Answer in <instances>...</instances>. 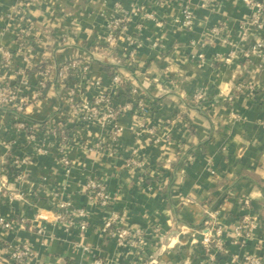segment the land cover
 Wrapping results in <instances>:
<instances>
[{
  "label": "crops",
  "instance_id": "0c3cea01",
  "mask_svg": "<svg viewBox=\"0 0 264 264\" xmlns=\"http://www.w3.org/2000/svg\"><path fill=\"white\" fill-rule=\"evenodd\" d=\"M24 2L0 0V49L14 55L10 68L0 56V91L19 82V70L45 68L20 85L17 95L27 100L23 113L0 107V179L9 172L8 187L15 194L0 197V216L17 222L13 230L0 229V264H11V249L23 245L32 250L29 264H149L103 233L112 213L124 216V227L146 231L148 253L157 264H246L249 255L264 262V60L253 53L264 44V31L248 26L242 38L250 18L246 5L238 0ZM138 6L153 18L134 14ZM185 7L194 14L191 28L178 23ZM116 17L129 21L116 49L108 51L101 46ZM23 30L30 34L31 67L18 46ZM72 60L88 61L89 71L71 76L64 88L55 83L57 69ZM106 66L115 68L113 74ZM47 68L54 82L40 91L45 80L40 73ZM118 70L152 102V110L147 117L133 111L122 115L113 140L110 125L80 126L67 102L112 93ZM200 90L208 93L202 105L193 102ZM128 97L120 94L117 102L125 104ZM16 119L28 125L63 120L71 129L68 148L62 153L52 144L46 154H33L13 128ZM100 140L103 149H96ZM10 151L29 158L21 180L8 169ZM90 179L106 182L111 196L106 207L89 200ZM63 201L88 212L86 229L79 216L71 222L56 218ZM207 208L226 230L215 263L199 243L208 228ZM244 216L256 217L258 227L242 243L233 230Z\"/></svg>",
  "mask_w": 264,
  "mask_h": 264
},
{
  "label": "built area",
  "instance_id": "2783aa9c",
  "mask_svg": "<svg viewBox=\"0 0 264 264\" xmlns=\"http://www.w3.org/2000/svg\"><path fill=\"white\" fill-rule=\"evenodd\" d=\"M41 0H25L24 4H37ZM163 2L164 0H158ZM246 5L250 10V18L246 24V28L243 27L242 38L245 39L248 33V26H253L255 29L264 31V4L259 0H238ZM134 14L143 15L144 18L150 19L153 18V14L149 13L145 7L138 6L134 9ZM183 18L178 21L184 28H191L194 23V14L190 8L185 7L183 9ZM128 17H116L110 20L108 24V35L104 38L102 43V49L113 51L116 49L118 40L127 25ZM217 31V30H215ZM18 46L20 50L27 56L25 61L27 64L34 65L30 63L29 56L27 52L32 50L30 44V34L28 30L21 31L18 34ZM136 48L135 44L133 43ZM99 47V46H98ZM98 47L93 51L91 55H94ZM135 52V51H134ZM132 52L129 56L130 64L135 59L136 52ZM253 53L264 60V44L260 43L253 48ZM0 56L2 64L5 68L12 67L14 60V55L3 48L0 49ZM28 68L25 70H19L16 77L19 82L8 83L0 91V107L12 109L14 112L20 114L23 113L24 108L27 105V100H20L17 93L20 89V85L26 83L27 81V72ZM89 71V62L81 60H72L68 63L63 64L60 68L57 69V80L56 83L64 87L67 86V83L70 80V77L75 75H84L86 76ZM40 75L45 77V80L42 82L40 91L45 90L48 87L50 82H54L52 78L51 71L47 68L45 72L40 73ZM16 79V80H17ZM66 83V84H65ZM113 83L115 90L112 93H105L97 97L93 101H83V102H74L72 99L67 102L69 112L78 117V124L80 126L85 125L89 121L100 122L102 125H110L113 130L111 131V138L117 140L121 129L119 128L117 121L118 119L127 113L128 111H133L136 114H139L143 117L149 116L152 110V102L145 98L144 95H141L140 89L137 87L133 81L126 79V77L119 70L113 76ZM253 91L252 89H250ZM120 94H127L128 101L125 104H119L117 102L118 96ZM208 100V93L205 90L197 91L193 96V102L198 105H202ZM13 128L16 133L24 136V148L28 147L31 149L33 154L43 155L46 154L52 144H58L63 153L68 146L71 139V129L68 124L61 121H51L43 125H28L25 121H20L16 119L13 122ZM149 133H153V130L150 129ZM103 142H95L94 146L96 149H103ZM10 157L7 162L10 168H13L14 172L17 174V180L23 178V166L29 161V158L20 157L15 155L10 151ZM131 164L140 166L138 162L130 160ZM62 165L67 170L70 171L71 164L69 160L64 157L61 160ZM9 169V168H8ZM7 169V170H8ZM4 171L5 175L0 179V197L7 196L12 199L15 197V194L8 187V173ZM95 190L94 195H88L89 200L101 207H106L110 201L111 196L108 192V188L105 181L90 179L86 186L85 191ZM58 212L56 218L59 221H72L75 216H79L83 219L80 224L81 229H86L88 226L87 215L88 212L85 209L72 210V204L69 201H63L58 206ZM63 211V212H62ZM206 214L208 220L206 225L208 226L206 232L203 234L199 243L201 244L206 255L209 257L211 262L215 260V254L223 250L224 247V237L226 235V230L223 226L216 223V213L213 210L206 209ZM20 223L25 222V218H20ZM125 218L119 213H112L103 223L102 231L103 233L116 240L117 244L123 248H132L136 251V254L140 262L144 263L149 262V264H157L158 261L153 256L149 255V238L147 233L142 228L130 229L124 227ZM72 225V224H71ZM17 226V222L13 219L5 218L0 216V229L3 230H13ZM258 227V219L256 217L244 216L243 220L234 228L233 234L237 242L244 243L252 238L253 232ZM41 232V230H40ZM236 242V243H237ZM152 246V245H150ZM154 246V244H153ZM11 264H29L32 257V250L27 246L23 245L17 248H13L10 251ZM246 264H264L260 258L255 256H246ZM215 263V262H214ZM94 264H102V261L95 260Z\"/></svg>",
  "mask_w": 264,
  "mask_h": 264
},
{
  "label": "trees",
  "instance_id": "16d2710c",
  "mask_svg": "<svg viewBox=\"0 0 264 264\" xmlns=\"http://www.w3.org/2000/svg\"><path fill=\"white\" fill-rule=\"evenodd\" d=\"M124 64H125V66L127 65L126 63H124ZM44 68H45V64L38 65L36 67H33L32 69H28L26 72V75L29 76L31 73H33V74L38 73L39 71H41ZM106 70L109 72H112V74H113V71L115 70V68L113 66H106ZM48 87H49V84H48ZM13 170H14L13 168L9 167V171H11V173L13 172ZM86 193L89 195H94L95 190L90 189V190H87Z\"/></svg>",
  "mask_w": 264,
  "mask_h": 264
},
{
  "label": "rangeland",
  "instance_id": "374dc122",
  "mask_svg": "<svg viewBox=\"0 0 264 264\" xmlns=\"http://www.w3.org/2000/svg\"><path fill=\"white\" fill-rule=\"evenodd\" d=\"M32 65L31 64H28V67H31ZM53 78V77H52ZM53 80H54V78H53ZM56 80H57V77H55V83H56ZM66 84V83H65ZM64 87V86H63ZM65 88V87H64ZM150 115V114H149ZM138 116H140V117H143V116H141V115H139L138 114ZM147 117V116H146ZM150 129L151 128H147V131L149 132L150 131Z\"/></svg>",
  "mask_w": 264,
  "mask_h": 264
}]
</instances>
